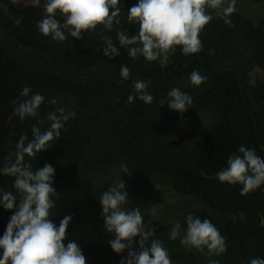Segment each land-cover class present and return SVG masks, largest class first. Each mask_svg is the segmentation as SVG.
Returning <instances> with one entry per match:
<instances>
[{
  "label": "trees",
  "instance_id": "16d2710c",
  "mask_svg": "<svg viewBox=\"0 0 264 264\" xmlns=\"http://www.w3.org/2000/svg\"><path fill=\"white\" fill-rule=\"evenodd\" d=\"M136 2L119 0L120 23L114 22L111 30L97 25L94 30L82 31L81 38L75 39L67 36L65 29L66 39L61 42L53 41L50 35L44 36L37 30L36 23L43 15L44 0H0V100L17 99L24 86H29L31 93L39 92L45 97L37 115L19 119L13 138L17 144L20 135L24 134V143L27 144L33 139L32 125L41 131L48 128L51 123L46 119L48 112L57 107L73 111L75 115L64 122L58 139L49 142V147L34 157L25 156L36 169L45 162L50 163L55 169L54 179L64 178L76 170L83 149L89 143L90 128L101 114H108L113 120L123 152L142 146V141L135 138L133 132L142 125L144 102L135 98L132 103L126 102L129 94L135 97L133 81L148 82L146 91L152 95V102L159 104L164 100L160 107L178 115L188 114L193 105L210 103L220 94H229L232 97L228 111L231 132L229 139L202 164L208 177L200 172H191L177 183V188L187 194L204 197L227 218L232 238L240 239L241 253L247 262L254 257L264 258V227L261 225L264 184L241 195L242 185H229L216 179L217 171L227 167V157L241 144L255 149L256 155L264 158V83L251 86V96L239 100L235 94L241 92L239 80H232L225 70L236 69L238 75L253 66L264 69V20L254 27L239 15L230 14L234 27H229L215 12H210L212 19L199 33L201 50L183 55L177 45L175 52L167 55V65L162 69L156 61H146L142 56L128 57L127 49L118 43L117 31L129 37L138 32V25L127 21V10ZM56 18L63 23L59 12ZM17 19L19 24L14 23ZM101 36L112 37L118 55L111 58L103 55L102 49L106 45ZM122 64L129 69L127 80L120 77ZM224 65L225 71L221 76ZM193 70L207 77L199 86L188 82ZM172 87L192 97L193 104L183 114L167 108V92ZM53 98L57 99L55 105L49 103ZM14 154L8 153L5 160L0 159V166L12 163ZM12 180V177L0 176V189L13 191L15 195ZM241 212L243 220L239 217ZM11 214V211L0 209V234ZM170 264L196 262L192 253L185 251L172 258Z\"/></svg>",
  "mask_w": 264,
  "mask_h": 264
},
{
  "label": "clouds",
  "instance_id": "9594fccd",
  "mask_svg": "<svg viewBox=\"0 0 264 264\" xmlns=\"http://www.w3.org/2000/svg\"><path fill=\"white\" fill-rule=\"evenodd\" d=\"M235 2L236 0H137L127 10V21L138 25L137 34L129 37L124 32L117 31L116 37L119 45L127 49L128 57L133 59L139 55L146 61H156L160 57L164 61L170 52H175L177 45L183 55L194 54L201 50L200 31L212 19L205 9L223 8V14L217 11V17L225 25L234 27L229 17ZM118 3L119 0H44L43 15L36 27L42 35H50L53 41L61 42L66 39L65 29L67 36L75 39L81 38L82 31L94 30L97 25L111 30L114 22L120 23ZM225 4L228 6L223 7ZM57 12L63 17V23L56 18ZM14 23L19 24V19ZM101 39L106 45L102 49L104 56L111 58L119 54L112 43V37L101 36ZM120 77L122 80L129 78V69L124 64L120 66ZM206 79V76L196 70L188 76V82L195 86ZM147 87L146 81H133L135 97L129 94L126 102L132 103L135 98L146 105L151 104L153 97L146 91ZM30 93L29 86L20 89L18 98L30 99L19 103L13 109L12 116L23 120L26 116L36 115L45 97L39 92ZM167 97V108L179 114H183L193 104L192 97L176 87L167 92ZM49 103L55 105L57 99L53 98ZM164 103V100L159 101L161 105ZM74 115L73 111H66L64 107L48 112L46 119L51 122L48 128L41 131L35 124L32 125L33 139L25 144V135L21 134L14 161L7 166H0V176L13 178L12 189L16 193L14 195L13 191L0 189V209L12 213L0 234V264H86L83 251L74 241L67 244L63 242L71 217H63L58 225L49 219L50 210L55 207V200L52 199L56 195L53 187L54 167L45 162L33 174L28 164H22L25 156L34 157L36 153L48 148L49 142L58 139L64 122ZM11 118H8L9 122ZM226 163L227 167L217 171L216 179L229 185H242L241 195L264 184V158L256 155L255 149L241 144L235 153L227 157ZM120 170L128 172L123 162L120 163ZM124 187L123 181L117 180L108 191L102 193L99 200L104 227L108 232L115 233V238L109 241L111 249L120 253L139 235L142 250L138 253L129 252L133 259L127 260V264H170L167 250L160 241L153 240L150 247H143L145 240L153 232L151 229L144 231L139 210H123L122 205L127 198V193L122 191ZM239 217L243 220L244 214L239 213ZM186 223V232L180 239L182 246H193L202 253L206 247L209 256H218L226 250L224 238L208 219L201 221L189 214ZM179 228V223H175L168 234L170 240L177 239ZM120 264H125V260L122 259ZM208 264H218V261L209 260ZM247 264H264V258H251Z\"/></svg>",
  "mask_w": 264,
  "mask_h": 264
},
{
  "label": "water",
  "instance_id": "95a60500",
  "mask_svg": "<svg viewBox=\"0 0 264 264\" xmlns=\"http://www.w3.org/2000/svg\"><path fill=\"white\" fill-rule=\"evenodd\" d=\"M205 11L223 14V8H206ZM231 14H237L257 27L264 20V0H236ZM156 62L164 69L167 58L163 61L160 57ZM17 99L0 100L2 160L6 154H14L17 147L13 136L19 117L12 116L13 109L30 97ZM230 105L231 97L220 94L213 102L193 105L188 114L178 115L162 109L157 102L144 103L142 125L133 132V136L142 141V146L126 152L119 146L110 116L104 113L96 118L76 170L67 177L53 180L55 207L50 210L49 219L58 225L63 217H71L63 242L74 241L83 251L86 264H120L122 259L127 264V260L133 259L129 252L142 250L139 235L120 253L114 252L109 245L115 233L104 227L99 200L103 192L117 180H122L125 186L122 191L127 193L123 210H139L144 231L151 229L153 232L143 247H150L153 240H158L170 260L190 251L196 264H208L209 260H216L218 264H247L241 253V241L232 238L227 218L204 197L177 188V183L191 172L208 177L202 164L229 138L231 128L227 111ZM121 162L126 165L127 173L120 170ZM22 164H28L35 173V164L30 159L24 158ZM189 214L201 221L208 219L216 227L226 243L223 253L209 256L206 247L202 253L193 246L180 244ZM175 223L180 225L179 234L176 240H170L168 234ZM261 225L264 227V218H261Z\"/></svg>",
  "mask_w": 264,
  "mask_h": 264
},
{
  "label": "flooded vegetation",
  "instance_id": "af4514ba",
  "mask_svg": "<svg viewBox=\"0 0 264 264\" xmlns=\"http://www.w3.org/2000/svg\"><path fill=\"white\" fill-rule=\"evenodd\" d=\"M225 66L226 65H224L223 68L221 67L222 68L221 76L223 75L224 71L226 70L227 76L232 78V80H234L236 78H237V80H239V86L241 88V92H238V93L235 92L236 97L239 100H243V97H247V96L250 97L251 96V86L256 87V86L260 85L261 83H264V69L262 67L253 66V67L246 69L247 68V66H246V68H244V69H246L245 71L240 72V73H238V75H236V73H237L235 71L236 69L230 70L229 68H226L224 70ZM250 66H251V64H250ZM231 103H232V97H231ZM230 107H231V105H230ZM229 109H228V111H229ZM228 111H227V117H228ZM230 132H231V130H230Z\"/></svg>",
  "mask_w": 264,
  "mask_h": 264
}]
</instances>
